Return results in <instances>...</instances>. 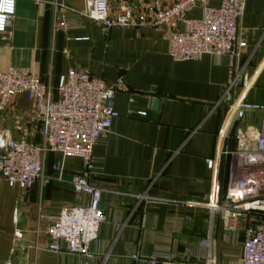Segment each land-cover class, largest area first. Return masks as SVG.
I'll return each mask as SVG.
<instances>
[{"label":"crops","instance_id":"1","mask_svg":"<svg viewBox=\"0 0 264 264\" xmlns=\"http://www.w3.org/2000/svg\"><path fill=\"white\" fill-rule=\"evenodd\" d=\"M63 1L76 11L65 26L48 3L16 2L12 38L3 42L0 34V72L28 69L55 97L71 70L108 85L122 79L129 88L115 97L119 118L98 141L87 175L102 190L106 217L92 246L96 258L87 264H134L133 254L171 258L163 264H241L245 225L234 221L232 233L219 208L227 191L228 154L238 149L240 132L252 148L263 120L259 112L239 120L233 107L240 101L264 105V0H247L237 37L246 47L238 49L232 87L228 56L174 62L164 29L103 31L83 16L85 0ZM189 17L202 18V10ZM32 112L28 95H17L0 113V134L41 144L44 129L30 120ZM61 162V155L49 154L45 183L29 191L0 179V264H85L78 256L47 251L46 229L59 210L88 201L71 185L83 173L82 161L65 159L59 181L52 167Z\"/></svg>","mask_w":264,"mask_h":264},{"label":"built area","instance_id":"2","mask_svg":"<svg viewBox=\"0 0 264 264\" xmlns=\"http://www.w3.org/2000/svg\"><path fill=\"white\" fill-rule=\"evenodd\" d=\"M18 0H0V34L8 42L13 35L12 22ZM35 4L48 3L60 15L62 26L68 14L76 11L63 0H30ZM85 0L83 16L103 31L112 28L164 29L163 40L168 44V55L174 62L200 61L207 55L228 56L231 62V87L237 83L234 71L238 49L239 23L246 13L247 0H222L217 8L208 0ZM202 10V18L191 19L190 13ZM181 26L180 29L178 27ZM230 87V88H231ZM124 80L108 85L85 71L71 70L62 77L56 88L25 68H11L0 72V113L6 110L19 94H27L33 104L30 120L44 129L41 144L26 139L16 140L0 134V179L11 188L29 191L46 181V161L49 154H59L62 162L52 169L62 181L64 160L78 158L83 173L71 180L74 193L85 196L84 205L62 207L46 229L49 240L47 251L70 254L82 258L85 264L96 258L92 246L99 242L100 230L106 221L101 209L102 190L92 186L87 175L92 170L94 149L102 136L119 118L114 100L119 93H128ZM250 112H259L263 120L252 148L244 143L230 152L227 191L222 199L221 213L225 226L236 234V224L244 223V244L241 264H264V218L254 223L253 218L264 215V105L237 102L233 113L239 120ZM209 161L208 167L213 168ZM147 198L150 202L154 198ZM216 209V207L214 208ZM20 237V235H18ZM134 264H163L168 256L133 254Z\"/></svg>","mask_w":264,"mask_h":264}]
</instances>
